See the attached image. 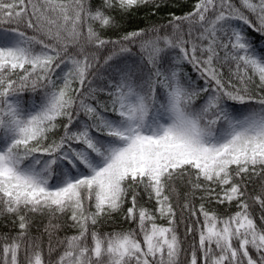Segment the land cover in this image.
I'll list each match as a JSON object with an SVG mask.
<instances>
[{"label": "snow or ice", "instance_id": "snow-or-ice-1", "mask_svg": "<svg viewBox=\"0 0 264 264\" xmlns=\"http://www.w3.org/2000/svg\"><path fill=\"white\" fill-rule=\"evenodd\" d=\"M165 5L0 0V264H264V0Z\"/></svg>", "mask_w": 264, "mask_h": 264}, {"label": "trees", "instance_id": "trees-1", "mask_svg": "<svg viewBox=\"0 0 264 264\" xmlns=\"http://www.w3.org/2000/svg\"><path fill=\"white\" fill-rule=\"evenodd\" d=\"M193 0H166V5L161 7L156 15H151V6L149 8H141L130 17L125 18V27L133 29L136 27H145L149 23H164L169 12L181 14L190 9ZM127 227V225H125Z\"/></svg>", "mask_w": 264, "mask_h": 264}]
</instances>
